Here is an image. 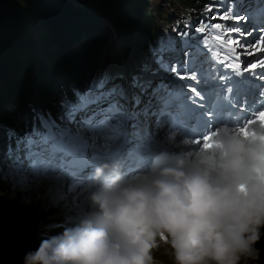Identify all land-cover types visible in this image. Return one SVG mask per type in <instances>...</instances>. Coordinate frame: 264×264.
I'll list each match as a JSON object with an SVG mask.
<instances>
[{
    "label": "clouds",
    "instance_id": "clouds-1",
    "mask_svg": "<svg viewBox=\"0 0 264 264\" xmlns=\"http://www.w3.org/2000/svg\"><path fill=\"white\" fill-rule=\"evenodd\" d=\"M216 133L212 146L181 141L191 146L159 151L135 174H126L118 160L98 163L88 210L51 225L60 228L27 252L24 264H156L154 253L162 245L170 249L172 264L258 261L264 133L253 137L230 125Z\"/></svg>",
    "mask_w": 264,
    "mask_h": 264
},
{
    "label": "snow or ice",
    "instance_id": "snow-or-ice-1",
    "mask_svg": "<svg viewBox=\"0 0 264 264\" xmlns=\"http://www.w3.org/2000/svg\"><path fill=\"white\" fill-rule=\"evenodd\" d=\"M213 7L220 9L223 5L206 6V11L212 12ZM257 15L264 17V8L258 13L234 11L230 2L226 11H218L211 19L247 24L251 18L255 24ZM195 31L208 35L190 44L191 51L183 50L182 60L167 66L166 72L172 77L168 90H158V85L147 82H134L131 94L121 86L90 85L91 91L78 97L61 120L50 122L39 134H26L31 136V144L23 137L18 139L12 149L16 173L12 179L42 188L45 195L49 188L57 190L62 204L87 210L85 193L101 161L118 160L124 172L131 175L144 169L155 153L171 150L168 141L176 142L178 135L187 137L207 129L203 142L201 138L192 142L210 147L212 134L222 125L253 137L258 130L264 133V55L242 67L237 52L238 46L246 56L264 53V26L245 31L209 22ZM231 33L239 36L233 40ZM253 33H259L258 40L240 43V37ZM224 49L227 55L222 57ZM232 57L235 59L231 63H225ZM220 66L231 72L222 73ZM257 68L261 71H254ZM246 73L250 75L245 77ZM185 80L195 82V86L177 83ZM259 139L264 140V135Z\"/></svg>",
    "mask_w": 264,
    "mask_h": 264
},
{
    "label": "trees",
    "instance_id": "trees-1",
    "mask_svg": "<svg viewBox=\"0 0 264 264\" xmlns=\"http://www.w3.org/2000/svg\"><path fill=\"white\" fill-rule=\"evenodd\" d=\"M178 1L187 11L210 17L215 7L207 12L206 6L217 0ZM196 13L182 16L204 27L207 21ZM173 15L151 6V0H0V166L9 164L19 138L42 130V120H61L74 95L82 97L78 91L90 89L104 53L115 49L109 44V23L118 32L127 64L147 74L154 70L151 59L140 55L160 51L161 28L168 33ZM35 31H40L39 42ZM177 38L183 46L188 43ZM37 45L44 55L35 62ZM133 80L147 82L139 76ZM39 189L38 195L46 197L42 188L21 192L0 175V264H24L25 254L60 228L50 230L51 225L66 223L68 214L58 206L22 199ZM257 247L259 260L250 264H264V239Z\"/></svg>",
    "mask_w": 264,
    "mask_h": 264
},
{
    "label": "rangeland",
    "instance_id": "rangeland-1",
    "mask_svg": "<svg viewBox=\"0 0 264 264\" xmlns=\"http://www.w3.org/2000/svg\"><path fill=\"white\" fill-rule=\"evenodd\" d=\"M178 1V0H177ZM176 0H151V6H160L162 9L165 10V12L168 13H172L173 15V27H170V33L172 34V40L167 38V35L165 34L164 30L162 29V39L161 41L163 42V44L166 46V48H168L169 50H171L174 54H177L179 56H183L182 55V51L184 50L180 45L179 42L177 41L176 37L178 34L180 35H184V33L187 34V32L189 31L188 26L189 22H185V20H183L181 13L178 11H186L184 9V6L182 5V3H179V1L177 2ZM226 1H230V0H226ZM231 1H239V0H231ZM223 5V3H220ZM219 4V5H220ZM195 10H192L191 12L194 13ZM196 12V11H195ZM101 19H103L101 17ZM208 23L211 22V24H213V22H219V19L216 20H212L211 18L209 20H207ZM190 29L195 31V27L191 26L189 27ZM108 31H109V35L111 36L110 39V43L114 44L115 49H120L118 44H117V39H118V32L116 30V28L114 27V25L109 23L108 26ZM196 32V31H195ZM194 32V40L195 41H199L200 40V34L199 33H195ZM206 33H203V35H206ZM34 36L36 37L37 41L39 40L40 37V31H35L34 32ZM185 37L187 38V36L185 35ZM259 37V34H258ZM113 39V41H112ZM259 39V38H258ZM39 42V41H38ZM113 42V43H112ZM109 43V44H110ZM108 52L106 54V56H104L101 61V66L98 69V77H97V81L95 84L97 83H104L108 80H110L108 82L107 85H111V86H116L119 82H122L119 79V76L117 74V72H119L120 68H121V62L120 60H118V56L120 55V53L116 52V50L113 49H107ZM44 55V51L42 50V48L40 46L37 45L36 47V52L34 54L33 60L36 62L37 59L36 57L38 56H43ZM142 58H144L143 54L140 55ZM36 59V60H35ZM256 58H252L250 60V63L255 61ZM138 75H141L140 73H137ZM162 75H166V73L164 72V74ZM157 76V75H156ZM157 78V77H156ZM158 82H162L163 84V88L164 90H168L169 88V81L168 80H164L162 78H157ZM137 82V81H135ZM191 81L188 82L189 85H191ZM125 87V85H124ZM21 188H17V190H21V192H26L27 190H30L32 187L30 185L25 184L23 181L19 183ZM54 191V189L49 188L48 189V194L46 195V197H42L39 196L38 193L40 192L37 190L34 194L33 193H29V194H22V199L24 201H26L27 203L31 202H35L36 200H39V202L37 203V205H40L41 207L45 205H47V203L58 206L59 209L65 213L68 214L70 218L75 217L78 218V216L80 214H82L83 212L88 210H85L84 208H76L73 207V205L71 203H61L62 201V197L58 194V191L56 192V194L54 193V197H52V199L50 200L49 198V194H51ZM85 196L87 197V193H85ZM77 203H79V200H77ZM155 258H156V264H172V259H171V253H170V249L166 246V245H162L159 249H157L154 253ZM160 258V259H157Z\"/></svg>",
    "mask_w": 264,
    "mask_h": 264
},
{
    "label": "bare ground",
    "instance_id": "bare-ground-1",
    "mask_svg": "<svg viewBox=\"0 0 264 264\" xmlns=\"http://www.w3.org/2000/svg\"><path fill=\"white\" fill-rule=\"evenodd\" d=\"M203 24H204V22H203ZM195 29V28H194ZM183 43V42H182ZM185 45V44H184ZM142 54V53H141ZM143 56L144 57H147V58H150L151 57V54L150 53H148V54H143ZM12 147V146H11Z\"/></svg>",
    "mask_w": 264,
    "mask_h": 264
}]
</instances>
